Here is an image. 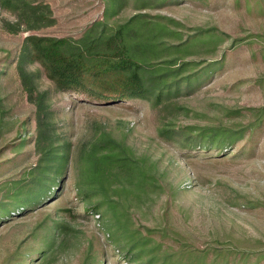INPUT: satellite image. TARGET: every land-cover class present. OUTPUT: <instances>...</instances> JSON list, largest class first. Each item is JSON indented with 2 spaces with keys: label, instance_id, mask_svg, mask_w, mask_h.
I'll use <instances>...</instances> for the list:
<instances>
[{
  "label": "rangeland",
  "instance_id": "obj_1",
  "mask_svg": "<svg viewBox=\"0 0 264 264\" xmlns=\"http://www.w3.org/2000/svg\"><path fill=\"white\" fill-rule=\"evenodd\" d=\"M115 1L0 0V264H264V0ZM135 14L182 50L154 59L185 67L153 106L60 91L24 55ZM107 136L130 164L94 176Z\"/></svg>",
  "mask_w": 264,
  "mask_h": 264
},
{
  "label": "trees",
  "instance_id": "obj_2",
  "mask_svg": "<svg viewBox=\"0 0 264 264\" xmlns=\"http://www.w3.org/2000/svg\"><path fill=\"white\" fill-rule=\"evenodd\" d=\"M110 1L111 7H115L116 1ZM136 15L114 28L104 25L97 29L91 25L77 39L29 35L24 40V55L39 61L60 91L78 90L108 100L148 97L153 99V106L166 90V79L160 78L162 70L170 68L174 73H181L185 66L175 63L174 68H156L154 59L164 53L181 52L180 44L164 41L167 31L171 30L163 23L150 20L146 14L140 18ZM21 76L23 81L27 79L23 71ZM105 139L103 147L96 144L88 153L94 176L104 165L130 164L122 145L111 146L114 140L109 136Z\"/></svg>",
  "mask_w": 264,
  "mask_h": 264
}]
</instances>
